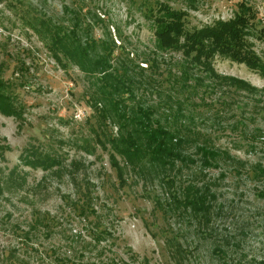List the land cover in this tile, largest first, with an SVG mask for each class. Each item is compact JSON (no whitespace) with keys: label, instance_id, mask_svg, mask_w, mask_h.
<instances>
[{"label":"rangeland","instance_id":"obj_1","mask_svg":"<svg viewBox=\"0 0 264 264\" xmlns=\"http://www.w3.org/2000/svg\"><path fill=\"white\" fill-rule=\"evenodd\" d=\"M240 1L255 13L247 38L264 61V0H0L1 90L15 112L0 110V264H264V76L218 54L215 72L248 88L192 71L182 51L155 48L150 19L167 4L186 12L188 29L201 27L232 18ZM40 23L94 39L97 53L114 41V67L143 69L124 103L152 105L161 124L191 129L183 145L195 162L177 164L171 187L128 166L119 183L112 149L98 141L118 130L94 104L96 78L56 62ZM202 145L223 152L217 165L200 163ZM51 157L57 163L44 167ZM188 180L211 184L206 220L174 207Z\"/></svg>","mask_w":264,"mask_h":264},{"label":"trees","instance_id":"obj_2","mask_svg":"<svg viewBox=\"0 0 264 264\" xmlns=\"http://www.w3.org/2000/svg\"><path fill=\"white\" fill-rule=\"evenodd\" d=\"M237 5L233 17L228 20L218 19L212 24L188 29L185 26L186 12L173 9L167 4H160L158 13L150 16L156 36L155 48L164 52L182 51L184 57L194 64L188 67L192 71L205 72L217 81H229L236 88L245 90L248 84L244 80L218 75L213 67L214 57L218 54L243 62L264 76V61L254 52L247 38L252 20L256 18L255 13L247 3L240 1ZM75 14V22H80L79 13L75 12ZM40 26L43 29L37 28L38 34L44 38L56 62L62 63L61 59L68 58L88 76H95L96 80L90 81V85L94 86L92 98L94 104L101 106L99 113L110 118L114 125L117 124L118 130L116 135L98 141L102 147H106V143H109L112 149L109 160L111 166L116 169L119 183L121 185L125 183L124 167L128 166L129 170L134 171L143 180H152L154 173L171 187L175 182L173 176L178 177L184 166L195 162L191 155L185 152L183 145L185 140L182 132L191 129L168 128L165 124H161V121L155 117L156 110L152 105H144L140 101L131 107L125 104L123 97L127 95L135 98L136 84L139 86L143 83L141 78L136 77L139 76L136 69L138 71L143 69L136 64L131 68L124 63L114 67L109 60L113 57L114 41H109L106 46L102 44L105 46L104 50L97 53L94 39L81 40L75 32L59 35L58 32L49 31L48 23H40ZM260 32L264 38V27ZM153 63L152 61L148 67L153 66ZM189 74H191L189 71L182 72L184 78H188ZM5 84L6 82L0 80V110L2 113L14 114L8 97L1 90ZM194 151L199 154L200 163L208 167L217 165L220 156L223 155L222 151L206 145L197 146ZM116 155L123 158L124 164L121 165ZM48 160L45 165L43 160L39 161V159L30 160V163L37 161L44 167H52L57 163L52 157ZM172 194H175L171 197L174 207H180L198 216L200 220H206L215 200L211 184L207 181L198 184L188 180L180 193L175 191Z\"/></svg>","mask_w":264,"mask_h":264}]
</instances>
